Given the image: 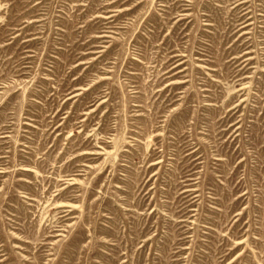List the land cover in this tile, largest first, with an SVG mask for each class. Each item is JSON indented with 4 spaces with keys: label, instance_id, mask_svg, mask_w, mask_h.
I'll use <instances>...</instances> for the list:
<instances>
[{
    "label": "rangeland",
    "instance_id": "1",
    "mask_svg": "<svg viewBox=\"0 0 264 264\" xmlns=\"http://www.w3.org/2000/svg\"><path fill=\"white\" fill-rule=\"evenodd\" d=\"M0 264H264V0H0Z\"/></svg>",
    "mask_w": 264,
    "mask_h": 264
}]
</instances>
